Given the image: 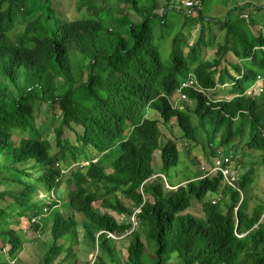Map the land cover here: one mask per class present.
Masks as SVG:
<instances>
[{"label": "trees", "instance_id": "obj_1", "mask_svg": "<svg viewBox=\"0 0 264 264\" xmlns=\"http://www.w3.org/2000/svg\"><path fill=\"white\" fill-rule=\"evenodd\" d=\"M158 1L74 0L72 18L53 0H0V264L21 248L19 220L40 231L45 216L51 217L52 251L61 253L66 238L82 230L96 249L95 264H121L113 234H126L127 264H143V241L152 264L173 257L181 264H264V193L252 201L246 176L231 187L220 174L200 179L197 172L184 184L170 175L180 163L178 140L187 153L204 140L208 162L221 150L246 148L259 155L264 174V13L257 16L264 6L197 0L205 8L233 3L227 14L239 11L234 23L244 21L249 30L192 8L206 42L197 40L185 53L179 34L164 60L156 26L166 23L155 12ZM120 2L130 9L113 18L108 7ZM166 5L165 11L176 10L169 0ZM250 8L254 15L245 20ZM189 15L183 13L185 20ZM188 77L196 88L183 89L186 99L176 107ZM226 85L230 98L209 97ZM35 102L62 114L56 152L35 129ZM156 151L162 176L153 167ZM132 192L144 197L139 213L121 199ZM194 206L203 219L190 213ZM109 211L132 215L143 239ZM68 256L65 261L73 252Z\"/></svg>", "mask_w": 264, "mask_h": 264}, {"label": "rangeland", "instance_id": "obj_2", "mask_svg": "<svg viewBox=\"0 0 264 264\" xmlns=\"http://www.w3.org/2000/svg\"><path fill=\"white\" fill-rule=\"evenodd\" d=\"M55 3V6L59 9V11L67 13L70 17H75L77 15L76 9H75V3L74 0H53ZM188 0H169L170 6H175L176 10H166V0H159L157 3V7L155 12L160 17L162 15L165 16V25L156 26V36L158 37V45L159 50L161 53V56L164 60H166V55H169L171 50V45L175 37H178L179 34H182L181 38L183 37L185 41L182 43H186L184 47V52L187 53L189 51L188 46L194 45L197 40H201L203 43L206 42V29L205 33L200 36V15L198 14L197 10L195 9H187L184 6V3ZM121 5L120 8H112V6L108 7L110 15H112L113 18H117L118 11L120 9H130L129 5H123V2H120ZM235 6H241L246 4L251 5H259L264 6V0H254L253 4L250 2V0H235ZM231 5V6H230ZM228 6H224L221 4L213 5L209 4L210 7H203L199 6L198 9L200 11H204L205 15L212 19L222 20L224 18H230L233 23L235 18L238 14H240L239 11H230L231 13H228L229 9H232L234 6L233 3H231ZM169 6V7H170ZM248 16L254 15V12L251 10V8L248 10H244ZM183 13H186V15H189V18L185 20L183 17ZM188 13V14H187ZM264 12L259 13L257 15L258 17L263 16ZM130 15L134 17V14L130 12ZM234 19V20H233ZM138 20V19H136ZM248 20V19H247ZM238 27H240V30L246 31L249 30L248 25L246 22L241 21V23H234ZM15 28L12 29L9 32V35L12 37L16 36L17 27H20L15 24ZM204 27H207L205 25ZM214 30H216V27H214ZM256 30L253 29V33L255 34ZM250 37H252V32H247ZM201 37V38H200ZM196 50V54H197ZM213 50H211L212 54ZM231 86L226 85L223 86V88H216L213 92H208V95L210 98L214 99H228L231 97V95L234 94L231 91ZM232 93V94H231ZM263 90L262 88H259L258 95L260 98L259 101L262 98ZM179 98L176 97L173 100V105L176 107L179 106ZM34 109V123H35V129L38 133H40V138L43 140H49L51 142V145L53 147V152H56V146L54 141V132L55 129L59 126L62 114L60 110L56 106H51L48 104H39L38 102H35L33 104ZM20 136H26V133L20 135ZM66 137V134H63V138ZM175 137H178L177 132H175ZM178 147L180 154V163L176 167H173L170 170L171 180L174 184H184V180H186L187 177H192L199 173V167L202 161L207 159L208 157V149L205 147V141L201 140L199 145H196L195 148L190 149L189 153L186 152V149L184 148V145L178 140ZM223 151H219V155H221ZM230 155L233 156V166L235 167V170L237 169L238 174V182L241 180L242 176H246L249 185L245 192L247 195H250L252 198V201L256 202L257 198H262L264 193V174L263 170L260 167V158L259 155L253 151H248L246 148L244 149H234L232 148ZM214 158V157H213ZM153 167L154 171L157 175L160 174V168H161V161H160V153L158 151L154 152L153 154ZM68 162L70 160L68 159ZM83 161L80 162V164ZM175 174V175H174ZM69 175V172L65 170L62 173V178H66ZM43 188V186H41ZM43 191V189H42ZM39 192V194H42L43 197L42 200H47L46 196L44 195V192ZM89 193L94 194V188H90ZM100 195H103V190H99ZM134 200L135 204L131 201L129 198H123L124 204L128 207H131L132 211H136V209L139 208L140 203L144 201V197L140 192H132L127 193L124 196ZM215 198H212L214 200ZM48 201V200H47ZM216 201V199L214 200ZM1 206H5V203H2L0 201ZM190 211L193 213V215L198 219H203V214L201 211L200 206H194ZM111 217H120L122 220H125L128 223H131L132 227L130 229V233L139 234L141 239H143L141 227L135 222L138 221L134 218H132V215H116L113 211H109ZM130 216V217H129ZM51 217L45 216L44 217V225H42L40 231H34L32 228H29V223L25 219L19 220L20 225L18 227H15L19 237L21 239V248L17 252V255H15L12 259H7L8 261H13L14 264H45V259L48 257L51 259V264H95L94 255L96 254V249L93 247V245L89 242L87 239V236L83 233L82 230H78L77 236H69L66 238L63 248L64 250L61 253H56L55 251L51 250L52 242H51V235H50V227H51ZM120 220V219H119ZM121 220V221H122ZM128 234V233H127ZM126 236V234H113L112 239L116 241V247L118 249L117 258L120 261L121 264H127L125 261L126 258V251L125 248L127 246V239H123ZM123 239V240H122ZM121 240V241H120ZM145 245V252L144 257L142 259L143 264H152L153 255L150 253L148 249V243L143 241ZM73 252V258L68 259L65 261V257H68V254ZM165 264H181L175 257H173L169 262ZM249 264V263H247Z\"/></svg>", "mask_w": 264, "mask_h": 264}, {"label": "built area", "instance_id": "obj_3", "mask_svg": "<svg viewBox=\"0 0 264 264\" xmlns=\"http://www.w3.org/2000/svg\"><path fill=\"white\" fill-rule=\"evenodd\" d=\"M184 6L187 9H192L195 7L199 8L200 5L197 0H188L184 3ZM241 17L245 20L248 19V15L246 13L242 14ZM185 88H196V82L192 77H188V79L182 81L180 88L176 93L177 97L181 100L186 99L185 95L182 94V90ZM202 162L203 163H201L199 167L200 179L220 174L224 184L235 187V185L238 183L237 169L235 170V167L233 166V156L230 155V153L228 155H220L211 158L209 162L207 159L203 160ZM136 213H139V210H137ZM134 222L136 224L135 220ZM9 264H14V262L10 261Z\"/></svg>", "mask_w": 264, "mask_h": 264}, {"label": "crops", "instance_id": "obj_4", "mask_svg": "<svg viewBox=\"0 0 264 264\" xmlns=\"http://www.w3.org/2000/svg\"><path fill=\"white\" fill-rule=\"evenodd\" d=\"M250 2H252L253 4H255V3H254V0H250ZM263 5H264V4H263ZM256 6H259V5H256ZM190 213L193 214L191 211H190Z\"/></svg>", "mask_w": 264, "mask_h": 264}]
</instances>
